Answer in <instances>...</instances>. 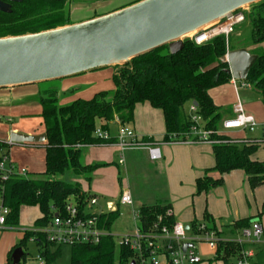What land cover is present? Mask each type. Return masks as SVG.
<instances>
[{
  "label": "trees",
  "instance_id": "16d2710c",
  "mask_svg": "<svg viewBox=\"0 0 264 264\" xmlns=\"http://www.w3.org/2000/svg\"><path fill=\"white\" fill-rule=\"evenodd\" d=\"M243 14L245 22L236 28L233 33L235 35L229 39V49L234 51L249 48L245 45H232V40L243 38V35L247 36L251 47H256L250 53L257 55L258 60L247 79L242 82L261 96L264 106V1L251 6ZM71 24L69 0H19L10 4L9 12L0 11V38L34 34ZM238 33L240 35L235 38ZM227 46L223 36L201 46L187 39L183 50L175 55L170 53L168 47H163L140 56L132 61V65L115 68V90L110 98L108 92H100L89 100L79 98L68 106L59 107L56 90L41 94L39 102L43 108L42 117L47 135L43 177L29 175L28 178L6 182L4 201L11 209L9 225L18 224L23 207H39L42 217L36 221L35 229L26 231L23 241L9 253L11 264L13 251L18 247H25L26 243L34 244L38 255L45 259L46 264H55L61 258L63 245L51 241L44 229L49 227L57 212L66 214V207L71 199L79 205L82 212L87 209L86 201L94 197L61 177L72 172L90 180L92 173L107 166L83 164V150L112 144L115 139L103 141L95 137L99 123H104L102 129L106 131L109 124L116 120L120 125L131 124L134 122L135 108L139 104L149 103L163 113L165 143L191 140L198 144L192 137L195 124L191 121V115L185 112L186 104L190 107L197 104L196 115L202 119L204 129L210 133L215 166L196 180V195L208 194L221 187L224 176L234 171H243L253 190L264 185V162L252 159L260 144L250 142L249 139H233L223 134L220 131L221 124L227 116L233 115L232 108L217 106L210 95L212 90L223 87L232 80L226 73L229 67L225 61ZM141 142L147 143L150 140ZM4 147L6 143L0 142V149ZM169 208L170 206L160 204L141 206L139 210L142 226L147 228L156 215ZM117 218L118 214L114 213L101 216L102 228L110 229ZM204 223L207 226L215 224L207 211ZM251 224V219H244L231 227L240 231ZM218 235L221 236L222 233ZM246 247L234 241H222L210 264H231L240 258L241 251ZM70 248V264H116V244L112 238H103L97 245L78 244ZM26 256L25 254L22 261Z\"/></svg>",
  "mask_w": 264,
  "mask_h": 264
},
{
  "label": "rangeland",
  "instance_id": "374dc122",
  "mask_svg": "<svg viewBox=\"0 0 264 264\" xmlns=\"http://www.w3.org/2000/svg\"><path fill=\"white\" fill-rule=\"evenodd\" d=\"M239 35L240 33L236 34L235 38H237ZM232 36H230L229 39ZM232 45H245V47H251L250 43H248L246 35H243V38L240 37L236 40H232ZM262 49L264 50V44L262 45ZM108 70L109 69H105L102 71V73L105 74V72H109ZM114 70L116 69L114 68ZM59 82L62 81L43 83L42 86L52 87L58 85ZM238 86L240 88L239 93L241 94V101L246 114L253 116L260 124L264 125V106L262 104L261 96L251 88H247V85L243 86L242 81L238 82ZM96 90H99L97 93L108 92L110 98V94L115 90L113 77L111 76L110 80L109 76L106 77V80L103 81L102 86H100ZM96 90L93 89L86 91V93L82 95L84 98H93ZM223 90V87L217 88V91L215 90L219 94L220 102L225 105L235 106L237 104V97L234 95L235 93L233 91L229 92L227 91V89H225V91ZM74 97H76V95L71 93L70 91L67 92V96L61 99H59V96H57L59 107L70 105ZM149 106L150 105L148 104L137 105L135 108L136 112L134 114V122L125 125L134 133L135 136H138L137 132H144L147 130L149 131L151 128L158 132L164 131V122L162 120V117L160 115L152 116L147 109L149 108ZM185 112L188 115L191 114L189 104L185 105ZM42 114L38 111L33 112L32 115L24 114V116H27L25 118V120H27L25 124H41L43 119ZM23 120L24 118H22L20 115H3V113H0V142H2L1 131H3L5 127H7L8 125L19 124ZM9 121L11 122V124L9 123ZM103 125L104 123H99L98 128H102ZM109 127L111 135L118 136L119 127L114 123H110ZM220 131L231 138H249L250 142H260V147L253 155L252 159L264 162V142H262L261 140V130L256 129L253 132L248 129L225 131L221 124ZM143 139L144 138H138L139 141H143ZM156 141L160 144L161 148L165 146H168L169 148H190L192 146L188 142H172L166 144L164 141V136L163 138H156ZM198 145L206 148V150L202 149L201 154L206 157L208 156V158L210 157L214 165V160H212L211 144L198 143ZM5 149L7 152L10 151L11 156L13 157L15 163L19 165V167L23 168L25 164H27L26 159L30 156V154L27 153V149L24 145H13L12 147H7ZM89 149L90 148L83 150L82 152L81 162L85 165L93 159V157L91 156V151ZM185 150L186 153L184 154L183 151H181L182 153L177 156V159L169 169L168 180L166 179V185L168 186H164L163 183L161 187L162 193L159 194L163 201H167L172 205V211L175 221L182 223L189 228V231L187 232L188 237L196 238V225L200 222H204V215L207 211L217 223H215L214 226L209 225L208 228H214V230L217 231V234L222 233V240L234 241L237 243L247 242V239L242 235V233L237 234L238 230L235 229V231L234 227L224 225H231L237 220L251 219L252 224L259 223L264 226V185L253 190L247 180L246 174L243 171H234L224 176V183L221 187L212 190L208 194L196 195V180L198 177L195 176V167H197V160L194 156L195 154L190 153L189 149ZM120 159L121 156L119 152L118 157L116 156V159H113L112 161L113 163L118 165ZM115 164L109 166L112 167V169L104 173L99 171V169H102L99 168L91 174L90 180H87L86 177L76 176L72 172L66 173L61 177V179L80 187L81 185L77 183L79 181L85 183V187L90 186L91 193H95L96 197L99 198L98 204L96 206H92V211H107L109 205L117 204V202L119 201L120 193L118 190V169L119 171H121V177L124 179L122 167L119 165L117 166V169V167L114 166ZM30 171L31 172L29 173L30 175H32V177H43L42 173L44 172V170ZM105 176L107 177V180L103 178ZM111 178H114L115 181H113ZM153 183L154 180L146 179L140 184V186L152 185ZM113 188L115 190H113ZM145 190H147V188H145ZM132 194V198L134 197L133 207H119V216L117 220L112 223L111 227L112 234L114 235L123 236L134 232L136 226L138 225V220L136 218L134 219V215L137 214L138 210L143 204L153 203L152 195L149 196V198H145V200H140L139 198L141 196L138 194V191ZM72 200L73 199H71V201ZM85 205L87 206V210H89V200L86 201ZM260 214H262L261 217ZM41 217L42 212L39 207H23L19 214L18 224L10 225V231L3 233L0 232V264H11L9 261V253L11 252L12 248L23 241L26 231H32L35 229L36 221ZM261 241L262 243H249L250 245H247V249L252 250L255 254V258L253 259L252 264H264V238H262ZM116 244L117 263L119 260V238H116ZM22 248L27 256L21 264H40L38 260V251L34 244L26 243L25 247ZM196 248L197 255L204 260L203 264L210 263L211 260L215 259L217 254L216 251L212 250L206 243L197 244ZM70 263L71 248L69 245H64L62 248L61 258L55 264ZM231 264H237V262L232 261Z\"/></svg>",
  "mask_w": 264,
  "mask_h": 264
},
{
  "label": "water",
  "instance_id": "95a60500",
  "mask_svg": "<svg viewBox=\"0 0 264 264\" xmlns=\"http://www.w3.org/2000/svg\"><path fill=\"white\" fill-rule=\"evenodd\" d=\"M263 1L142 0L83 22L0 38V90L132 65L133 60L163 47L175 55L183 50L187 39L200 36L232 14ZM0 11L9 12L10 5L0 0ZM257 60L258 56L246 49L230 51L226 73L235 81H245ZM46 141V134L9 136L12 145ZM189 247L193 246L186 245L184 252ZM24 256L23 248H16L11 255L12 264H20Z\"/></svg>",
  "mask_w": 264,
  "mask_h": 264
},
{
  "label": "built area",
  "instance_id": "2783aa9c",
  "mask_svg": "<svg viewBox=\"0 0 264 264\" xmlns=\"http://www.w3.org/2000/svg\"><path fill=\"white\" fill-rule=\"evenodd\" d=\"M245 22L243 12L232 14L226 19L220 21L215 26L204 31L200 36H193L192 41L197 45H204L213 39L223 36L227 41V55L229 49V37L233 35L236 28ZM227 55L225 61L227 62ZM228 63V62H227ZM235 82V80H234ZM243 86H246L243 83ZM248 86V85H247ZM191 121L195 124L192 129V137L197 143H210V133L204 129L202 119L196 115L195 106L191 105ZM234 117L226 119L222 122L225 131L230 130H250L256 129L262 131V142H264V125L251 115H247L241 101H238L233 109ZM95 137L99 140L110 141L113 139L109 131L97 128ZM120 150L124 152L129 148H139L146 146L150 159L152 161H160L162 153L158 146L142 143L134 135V133L124 125L119 126L118 136L115 138ZM182 142V141H178ZM192 143L191 140L186 143ZM6 147L0 149V232H7L9 228V219L11 217V209L4 201V184L12 179L28 178L30 173L26 168L17 166L5 148L13 146L9 142H5ZM260 144V142H257ZM148 145V146H147ZM120 165L124 164L121 157ZM70 203L66 207V214L62 215L57 212L54 215L49 227L44 229L48 233L51 241L59 245H78L89 244L97 245L103 238H112L116 244V238H119V260L116 264H203L204 260L197 255V244L206 243L212 250L218 251L220 242L225 241L217 234V231L209 229L207 224L200 222L196 225V238L187 236L189 228L174 219L171 208L165 212L156 215L144 228L141 223V212L138 210L134 219L138 220L135 231L123 236L112 234L110 229L102 228L101 216L114 213L119 216V207H133L134 201L131 194L124 191L120 197L118 205H109L106 212H90L87 209L82 211L75 202ZM99 202L98 198H91L89 205L96 206ZM238 233L247 239V242H238L240 245H250L249 243H262L264 238V226L259 223H253L250 227L240 230ZM117 245V244H116ZM186 245H192L184 252ZM123 252V253H122ZM127 253V254H124ZM255 254L252 250L243 249L240 258L236 260L237 264H252ZM40 264H46L43 257L38 255ZM213 260H211L212 262ZM210 262V263H211ZM207 263V264H210ZM221 264V263H213Z\"/></svg>",
  "mask_w": 264,
  "mask_h": 264
},
{
  "label": "crops",
  "instance_id": "0c3cea01",
  "mask_svg": "<svg viewBox=\"0 0 264 264\" xmlns=\"http://www.w3.org/2000/svg\"><path fill=\"white\" fill-rule=\"evenodd\" d=\"M139 1H142V0H69V10H70L71 22L72 24H74V23H79V22H83L86 20H90L92 18L123 9ZM255 48L256 47H250V48H247L246 50L251 52ZM103 70L89 72V73H85V74H82L76 77L62 80V82H59L58 85L52 86V87L42 86V84H40V85H32V86H26V87L0 90V113H3V115H11V114H14L17 116L20 115L22 118H24V120L21 121V123L19 124L8 125L7 127H5L4 130L1 131V136H2L1 141L9 142V136L11 133H19V134H25L29 136H39L42 134H46V129H45L43 119H42L41 124L37 123L38 125L37 124L34 125L33 123L25 124L27 122V120H25L27 116H24V114L32 115L33 112L35 111H38L41 114L43 113V108L39 102V97L41 96V94L51 89H55L58 92L59 99L67 96V92L70 91L71 93L76 95V97H74L71 102L79 98L89 100L91 98H84L82 94L86 93V91H89V90H93V89L96 90L97 88L102 86V83L103 81L106 80V77L109 76V80H110L111 76L113 77L115 73V70L112 68H109L108 70L109 72L107 73L105 72V74L102 73ZM238 82L239 81L234 82V80L232 79L230 83L223 86V89H224L223 91L227 89V91L229 92L233 91L235 93L234 95L237 97V102L241 101V96H240L241 94L239 93L240 88L238 86ZM247 88H250V87L247 86ZM215 90L217 91V89H214L210 92V95L214 103L220 107H226V108L230 107L232 108V112H233L234 106H229V105H225L221 103L219 94ZM98 91L99 90H96L95 94H97ZM143 104L150 105L149 103H143ZM147 109L152 116L160 115L162 117V120L164 122V131L158 132L154 130L153 128H151L149 131L147 130L144 132L142 131L137 132L138 136L136 137L144 138L143 140H150V142H147L145 144L158 146L162 153V159L160 161L155 162L150 159L148 147L146 146L139 147V148H129V149H126L124 152H122L119 149V146L117 145V141L115 140L110 145L89 147L90 148L89 150L91 151V154H92L91 156L93 157V159L89 161V163H86V165L107 164V166H105L104 168L102 167V169H99V171L103 173L106 171H110L112 167H109V166H112L113 164H115L113 163L112 160L116 159V156L118 157V154L120 152V156L123 157L124 159V164L114 165L116 167L120 165L122 167V172L124 175V179H123L121 177V171H119L117 167L118 181H119L118 190L120 193V197L124 191L129 192L131 196H133L132 193H135L136 191H138V194L141 196L139 198L140 200H145V198H149V196L151 195L153 196L152 197L153 203L143 204L142 206H153L156 204H160L163 206H170V208L173 209L172 205L169 204L167 201H163L161 199V196H159V194L162 193L161 187L163 183H164V186L166 185V179L168 180V174H169L168 171L173 165V163L175 162V160L177 159V156L182 153L181 151H183V153L185 154L186 153L185 149H189L190 153L195 154L194 156L196 157V160H197V167H195L196 168L195 176L200 178L204 175V172L206 170L211 169L215 166L213 147L211 145L212 160H214V165L210 157L208 158V156L206 157L203 154H201L202 149L206 150V148H203L201 145H198V144L189 143L192 145L190 148H177V147L169 148L168 146L161 148L160 144L156 141V138H163V136L165 137L166 129H165V121H164L163 113L160 110L154 109L151 105ZM233 117H234V112H233V115L227 116L226 119H230ZM134 120H135V117H134ZM9 123L11 124L10 121ZM113 123L116 124L118 127L120 126L117 120L114 121ZM108 131L111 134L110 127ZM111 136L113 137V139L117 137V135H111ZM44 144L45 143L38 144V145H24L27 149V153L30 154V156L26 159L27 164H25L23 168H26L29 172H31L30 170L32 171L34 170L43 171L44 170L45 171L46 149H45ZM11 158L13 162L15 163L12 156ZM16 165L19 166L18 164ZM215 177H218V175H215ZM103 178L107 180L106 176ZM111 179L115 181L114 178H111ZM146 179L148 180L152 179L154 180V183L152 185L140 186V184ZM77 183L81 185L83 192L88 193L91 196H94L95 198H98L96 197L95 193L94 194L91 193L90 186L85 187V183L80 182V181ZM137 186H139L140 188ZM167 186L168 185H166V187ZM145 188H147V190H145ZM113 190L115 189L113 188ZM120 197H119V200H120ZM147 202H150V201H147ZM118 203L119 201L115 205H118ZM88 211L93 212L91 206H89ZM99 212H106V211L100 210ZM234 223L235 222H233L231 225H224V226H233ZM238 232L239 231H237V234Z\"/></svg>",
  "mask_w": 264,
  "mask_h": 264
},
{
  "label": "flooded vegetation",
  "instance_id": "af4514ba",
  "mask_svg": "<svg viewBox=\"0 0 264 264\" xmlns=\"http://www.w3.org/2000/svg\"><path fill=\"white\" fill-rule=\"evenodd\" d=\"M1 1L4 2L5 4H8V5L13 3V1H9V0H1Z\"/></svg>",
  "mask_w": 264,
  "mask_h": 264
}]
</instances>
